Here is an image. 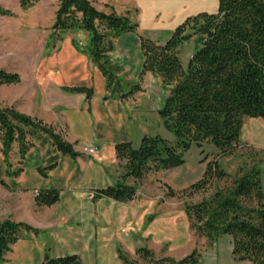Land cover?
Returning <instances> with one entry per match:
<instances>
[{
	"label": "trees",
	"instance_id": "trees-1",
	"mask_svg": "<svg viewBox=\"0 0 264 264\" xmlns=\"http://www.w3.org/2000/svg\"><path fill=\"white\" fill-rule=\"evenodd\" d=\"M36 2L19 0V5L26 10ZM107 8L108 12L100 11L88 0H59L49 44L61 41L69 32L87 33L89 55L106 80V91L112 98L124 99L139 91L140 86L134 84L128 92H123L122 69L110 62L108 54L114 40L122 34L134 33L138 23L129 12L118 15L112 7ZM11 15L0 7V16ZM192 39L198 47L184 68L179 51ZM139 42L142 54L139 81L150 73L168 89L157 115L173 140L160 135L143 136L137 148L131 142L115 146L116 160L124 172L113 186L98 190L94 195L118 203L129 202L135 197L136 188L127 185V179L139 182L149 172L182 166L184 155L192 145L198 148L203 144L212 145L220 155H230L239 143L243 118L264 120V0H218L215 13L188 17L165 43L144 37H139ZM19 82L16 73L0 71V85ZM65 90L82 93L87 100L92 97L89 88ZM36 134L46 135L61 156L77 157L73 146L53 126L14 108L0 106V153L7 176L20 172H10L13 147L17 146L20 159H24ZM216 168V164L208 166L205 175H214ZM46 170L38 171L45 177ZM260 172V168L253 165L234 179L231 188L216 190L199 203L184 207L191 229L209 242L220 236L231 237V255L238 262L264 264V192ZM218 177L222 174L218 173ZM58 200V191L41 190L35 197V204L50 207ZM23 231L36 233L25 224L0 221V262ZM117 254L121 264H131L120 247H117ZM136 254L144 261L152 257L147 248L137 249ZM162 261L199 264L200 255L193 251L178 261L171 258ZM39 264H82V261L77 255L52 258L45 254Z\"/></svg>",
	"mask_w": 264,
	"mask_h": 264
},
{
	"label": "crops",
	"instance_id": "crops-1",
	"mask_svg": "<svg viewBox=\"0 0 264 264\" xmlns=\"http://www.w3.org/2000/svg\"><path fill=\"white\" fill-rule=\"evenodd\" d=\"M3 1H0V5L14 15L0 16V71L16 73L20 82L0 85V106L14 108L23 115L53 126L78 155L76 158L61 156L46 135L36 134L31 139L33 146L24 159H20L17 146L13 147L9 158L10 172L20 170L18 175L7 176V167L0 154V183L20 195L14 201L26 214L25 220L19 219V222L33 225L38 231H47L51 224L60 227L77 225L79 229L76 232L62 230L61 240H56L57 243L61 244L62 239L68 236L79 247L77 252L84 255L82 258V255L71 254L79 256L82 264H85V257L89 258L90 250L97 249L99 262V252L116 241L119 237L117 228L121 224L118 218L108 216L105 208L122 203L104 197L89 200L87 196L113 186L120 178L118 171H115L117 160L114 148L126 142L133 145L131 136L135 123L127 112L128 103H134L135 94L140 97L148 94L150 98V93L153 95L158 91L152 88L154 77L150 73L139 81L142 65L139 37L163 44L188 17L198 13H215L218 0H122L120 3L90 0L96 7L107 4L118 15L131 10L138 12L137 30L115 39L113 49L108 54L110 62L121 67V76L125 79L123 84L128 91L134 84L140 86L139 91L124 99L112 98L106 91V80L93 64L89 47L81 44L83 48H80L73 42L75 39L79 41L80 34H64L57 46L47 44L48 35L38 41L35 34L37 3L28 10H22L19 0ZM28 30L33 31V36L23 38ZM7 67L12 69L7 71ZM75 87L91 89L92 97L87 100L82 93L65 90ZM163 103L158 106L154 102L156 114ZM148 104L151 105V101ZM80 144L96 146L98 152L88 157L77 148ZM39 169H47L45 177L39 173ZM49 189L59 192L58 202L50 207H38L32 193ZM56 207L57 217L51 215L55 218L54 223L41 225L36 220L38 225H34L31 215L35 211H50V208ZM153 222L142 236L144 241L157 236L155 225L158 227L160 221ZM63 256L68 255L50 257Z\"/></svg>",
	"mask_w": 264,
	"mask_h": 264
},
{
	"label": "rangeland",
	"instance_id": "rangeland-1",
	"mask_svg": "<svg viewBox=\"0 0 264 264\" xmlns=\"http://www.w3.org/2000/svg\"><path fill=\"white\" fill-rule=\"evenodd\" d=\"M0 1L4 2L3 0ZM5 1L8 2V0ZM111 1L112 3H120L122 0ZM36 3L38 22L35 34L38 41L43 36L48 35L46 42L49 44L51 27L54 23L59 0H37ZM106 6L108 7L107 4H99L95 7L99 8L100 11L108 12ZM0 7L5 9L2 5ZM8 11L12 15L6 17H12L13 12ZM128 12L137 22V10ZM69 33L80 34L79 41H76V39L73 41L78 47L83 48V46H80L81 44H84L86 48L89 47L90 39L87 33ZM32 34L33 31L28 30L24 33L23 38L33 36ZM50 43L57 46L60 42ZM196 47L198 46L195 45L192 39L180 49L179 58L184 68L188 59L195 52ZM7 69L9 71L12 68L7 67ZM153 80L152 88L155 87L158 90L157 93H153V95L150 93V98L147 96L148 94L142 97L135 94L137 97L135 96L134 103L129 102L127 105L129 117L135 123L132 127L131 136L134 148L138 147L142 134L160 135L169 141L173 140L172 135L163 128L162 121L156 114L155 109L156 105L159 106V103L164 102L166 99L168 89H165L157 78L154 77ZM123 91H128V88L123 86ZM149 100L151 105L148 104ZM155 101L156 105L154 104ZM80 146L89 147L86 144H80L77 147L79 150ZM184 161L182 166L175 169L149 172L139 182L131 178L126 180L127 185L136 188L133 200L105 208L108 216L112 219L118 218L121 221L117 228L119 237L99 252V262L96 258L97 249L90 250L89 258H84L85 264H120L116 254L117 247H120L127 255L131 264H168L162 260L171 258L178 261L190 255L193 251H197L200 255L199 264H250L249 262H238L233 259L231 255V237L220 236L214 242H209L205 237L191 229L184 207L199 203L216 190L231 188L234 179L253 165L260 168V182L264 192V120L260 118H243L239 143L232 154L220 155L215 147L208 144H203L199 148L192 145L185 153ZM214 164L217 165V171L214 175H205L207 167H213ZM121 166L117 161L115 171H118L120 175L124 172ZM218 173H221L222 177L219 178ZM198 183L202 185L192 187ZM32 196L35 200L36 194L32 193ZM19 197V193L3 187L0 183V221H11L29 226L26 223L19 222V219L25 220L24 215L26 214V211L23 208L21 209V206L14 201L15 198ZM57 208H50V211H35L34 215H31L33 217L32 222L35 223L34 225H38L36 220L41 222V225H46L47 222L54 223L57 217V211H55ZM47 212H49V215H46ZM52 214L55 215V218L54 216L51 217ZM154 220L160 221L158 227L157 224L155 225L158 229L156 230L157 236L154 239L149 237L147 241H144L142 236L151 227ZM50 226L47 231H38L33 228V225L32 227L29 226L36 233L23 231L20 239L10 247L9 252L5 254L4 260L0 264H39L45 254L48 256L79 254L83 258L84 255L77 252L79 247L68 236L62 239L61 244L56 241L61 240L62 230L78 231L77 225L67 224L60 227L51 224ZM141 246L151 251L150 261L149 259L144 261L135 253L137 248Z\"/></svg>",
	"mask_w": 264,
	"mask_h": 264
},
{
	"label": "built area",
	"instance_id": "built-area-1",
	"mask_svg": "<svg viewBox=\"0 0 264 264\" xmlns=\"http://www.w3.org/2000/svg\"><path fill=\"white\" fill-rule=\"evenodd\" d=\"M80 151H81L83 154H85V155L91 157V156H94V155L97 153L98 148H97L96 146H89V147L80 146ZM35 194H36V196H37V195H38V192H35ZM87 198H88L89 200H93V199L95 198L94 193H90V194H88Z\"/></svg>",
	"mask_w": 264,
	"mask_h": 264
}]
</instances>
